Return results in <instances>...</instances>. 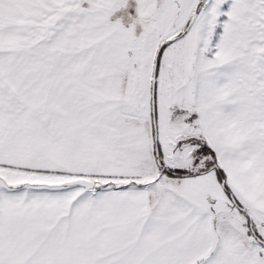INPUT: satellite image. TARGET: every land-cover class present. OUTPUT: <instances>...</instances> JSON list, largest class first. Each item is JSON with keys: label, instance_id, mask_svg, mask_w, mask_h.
<instances>
[{"label": "snow or ice", "instance_id": "1", "mask_svg": "<svg viewBox=\"0 0 264 264\" xmlns=\"http://www.w3.org/2000/svg\"><path fill=\"white\" fill-rule=\"evenodd\" d=\"M0 264H264V0H0Z\"/></svg>", "mask_w": 264, "mask_h": 264}]
</instances>
